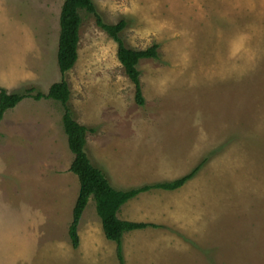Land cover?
I'll list each match as a JSON object with an SVG mask.
<instances>
[{
  "label": "rangeland",
  "instance_id": "obj_1",
  "mask_svg": "<svg viewBox=\"0 0 264 264\" xmlns=\"http://www.w3.org/2000/svg\"><path fill=\"white\" fill-rule=\"evenodd\" d=\"M107 24L126 22L140 60L143 105L117 43L81 13L78 61L57 51L64 0H0V88L47 94L63 79L86 153L126 191L178 180L124 204L120 220L155 224L122 240L125 264H264V0H92ZM24 98L0 122V264H119L91 196L69 227L80 184L64 106Z\"/></svg>",
  "mask_w": 264,
  "mask_h": 264
},
{
  "label": "trees",
  "instance_id": "obj_2",
  "mask_svg": "<svg viewBox=\"0 0 264 264\" xmlns=\"http://www.w3.org/2000/svg\"><path fill=\"white\" fill-rule=\"evenodd\" d=\"M86 12L96 18V23L107 35L117 43V59L123 67L135 87V101L138 105H143V96L138 64L140 60L157 59V45L145 50H133L125 47L120 33L125 29L126 22L119 21L116 24H107L96 12L92 0H64L60 14V33L57 51V64L59 71L65 75L73 69L78 61L79 33L82 25L81 13ZM33 89L24 94H9L0 88V122L5 112L16 107L24 98L30 97ZM33 99H52L60 102L64 106L63 127L67 135L69 150L74 155L70 171L77 176L80 184L79 195L73 209V221L69 227V237L72 246L79 245L78 225L81 216L92 196L96 202V212L101 219L102 229L105 238L116 244V257L119 264H125L122 251V240L125 234L133 231L143 230L148 227L157 228L155 224L136 223L120 220L118 213L121 207L139 194L146 193L152 189L163 191H177L196 174L200 165L191 173L178 180L163 182L151 186H143L132 190H116L113 188L104 173L94 167L86 153V133L84 126L78 124L72 117L67 105L70 98L68 83L63 79L61 82L53 84L47 94L38 92L31 95Z\"/></svg>",
  "mask_w": 264,
  "mask_h": 264
}]
</instances>
